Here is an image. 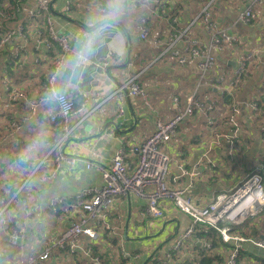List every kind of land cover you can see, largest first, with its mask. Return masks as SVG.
<instances>
[{
	"label": "crops",
	"instance_id": "0c3cea01",
	"mask_svg": "<svg viewBox=\"0 0 264 264\" xmlns=\"http://www.w3.org/2000/svg\"><path fill=\"white\" fill-rule=\"evenodd\" d=\"M35 1L25 0L18 10L15 9L16 20L5 25L4 37L9 32L14 36L0 49V105L6 113L1 114L4 120H0L2 126L0 133H10L0 147L11 138L17 137L19 141L18 137H21L29 141L34 136L35 139L28 148L31 149L29 155L33 159L36 158L39 149H41L39 155L42 154L40 159L37 158L36 165L39 166L33 172L23 173V176L15 179L10 178L15 184L20 185L27 175L32 174L29 183L34 185L36 190H31L28 201L37 223H31L28 228L34 224L39 225L41 212L48 200L76 198L83 189L98 187L103 183L100 172L96 168L87 169L84 163L81 165L62 163L58 170L54 171L53 159L49 161L48 157L54 155L53 147L56 142L49 140L48 121L49 116L56 110V105L53 104V100L40 103L32 113L27 103L36 101L40 94H44L43 86L40 90L38 88L41 78L46 79L47 63L36 64L35 60L40 54L35 51L33 38L38 33L46 32L45 17L51 19L55 32L67 36L70 46L56 83L57 90L64 92L80 90L88 96L99 93L107 98L98 107L90 101L82 106L83 98L74 95L75 113L69 120L71 133L60 145L61 152L72 158L108 167L117 148L124 145L128 155L127 164L133 170L137 163L134 148L153 133L155 122L158 119L163 122L169 121L182 112L190 96L203 89L201 87L207 85L209 79L216 78L212 76L222 73L219 68L210 70L207 73V84L198 86L199 71L196 62L179 66L173 59L166 58L165 53L163 54L171 37L170 25L177 24V21L171 22V18L176 15L179 23L175 26L184 30L200 11L193 9L196 0H160L158 8L155 0H50L48 13L30 18L26 11L34 8ZM248 3V0L214 2V15L219 26L239 39L238 46L230 48V52L217 54L218 61L221 62L222 59V62L229 66L228 69H223L234 70L237 56L251 57L253 61L247 66L245 80L240 84L241 88L236 91L235 96L236 103H240L241 107L242 136L234 147L232 156L229 154V157L226 156L227 147L224 143L211 151L210 161L200 170V176L187 191V196L197 206L206 205L218 192L229 190L241 182L248 174V170L259 168L264 157L262 142L264 116L260 117L257 112L253 116L245 107L246 103L254 99L252 102L257 101L264 107V7H262L264 4H253L254 20L252 18L253 22L245 24L238 20V16ZM187 6L192 8V11ZM162 11L165 17L162 16ZM7 16L12 17L13 14ZM144 16L149 20L148 24L146 23L148 35L146 39H141L139 27ZM100 30L101 34L96 35L97 42L92 43L91 36ZM188 36L199 40L201 45L208 42V35L200 25L192 27ZM14 44L17 46L15 60H7V52ZM145 61L146 65L143 63ZM104 62H107V65L101 67V63ZM136 73L139 74L140 87L148 97L150 105L143 102L140 97L129 99L121 118L117 115L112 93L125 77ZM211 86L216 92L217 87L214 83L211 82L208 87ZM218 89L219 93L224 92L220 87ZM11 90H25L31 97L27 96L28 100L24 105L20 103L14 105L9 99ZM175 99L177 103L174 102ZM9 107L11 115L8 114ZM255 118L258 119L257 122H254ZM12 122L15 123V128L10 127ZM182 122L179 129V125L177 126L178 131L176 129L174 140L164 146L172 166L168 176L170 188H180L186 184V177L181 176L176 180L174 178L179 175V168L191 170L202 154L205 143L213 138L210 129L201 126L200 122L195 121L191 125H185L184 120ZM197 134L207 141L197 142ZM146 205L145 200L133 195L128 198H117L106 216L99 222L102 225L95 228L98 239L93 242L102 244L107 251L110 244L108 240H115L121 252H138L136 258L123 261L122 264H143V260L149 263L150 248L159 244L157 253L166 251L175 241L174 237L188 228L190 219L168 202L162 203L163 217L152 219L146 214ZM104 224L109 225L106 233L103 229ZM194 242L195 239L190 238L187 245L191 247ZM206 243L202 242L204 249H209L210 244L206 248ZM5 248L4 245L0 249ZM247 250L255 254L257 251L251 246ZM220 251L225 261L228 251L227 249ZM81 253L83 257L81 256L79 264H86L84 261L90 257L83 249ZM262 253L260 251V254ZM187 258L190 256L185 254L181 264L194 261L193 255L189 261Z\"/></svg>",
	"mask_w": 264,
	"mask_h": 264
},
{
	"label": "built area",
	"instance_id": "2783aa9c",
	"mask_svg": "<svg viewBox=\"0 0 264 264\" xmlns=\"http://www.w3.org/2000/svg\"><path fill=\"white\" fill-rule=\"evenodd\" d=\"M248 5L242 10L238 16L241 23L248 24L252 19L253 4L259 3L263 0H248ZM160 0H155L154 3L159 4ZM215 0H209L205 7L201 9L194 19H191L187 27L173 34L167 43L163 54L170 53L179 66H185L190 62H196L199 71L198 86L207 84V73L216 68V55L222 53L225 48H232L239 39L236 35L230 34L226 29L219 26V22L213 16V6ZM50 8V0H36L35 6L32 9L25 10L30 18L37 17L48 13ZM28 9V8H27ZM165 17L164 11L161 12ZM197 19L201 20L204 26V31L208 35L207 44L201 45L199 40L188 36V31L195 26L194 23ZM47 23L46 32L38 33L33 38L35 51L38 52L35 62L36 64L42 62H51V71L47 75L46 83L43 87L44 94H40L36 101H28L30 110L33 113L40 103H45L50 100H55L56 110L49 116L51 122L61 121L62 135L57 139L53 151L56 152L54 156V171H57L60 164L67 163L68 165L84 163L87 169L96 168L100 172L103 183L98 187H88L83 189L78 198L83 199L81 212L78 213L75 221L62 230L57 236H54L49 243L42 245L37 254H30L26 258L24 264H46V261L52 258L55 251L59 249H69L73 252L80 245V240L88 238L91 240L98 239V232L95 230L96 224L106 216L108 210L113 205L117 198H127L133 195L139 199L145 200L146 214L152 219H160L164 215L163 202H168L173 208L186 215L190 219L188 228L177 235L174 239L172 249L180 248L187 240H189L195 231V227L199 224H206L209 227H214L222 222L226 224L219 229L220 239L222 243L230 246L228 256L223 264H245L242 252L245 251L243 246H251L258 251L264 252V239L255 238L253 236H245L241 232H234L233 230L238 226H243L248 219L257 216L264 212V161L260 163L259 168L255 172L247 174L244 179L229 190H222L218 192L214 198L204 206H197L187 196V191L192 188L195 179L200 176L201 168L207 166L211 158V151L215 147L224 143L227 147V154L234 155V145L238 143L241 138V122L238 121L240 117L241 107L240 103H234L231 106V112L228 116V122L231 126V131L228 134H215L212 140L204 147V150L196 164L193 165L191 170L179 168V175L175 178L179 179L181 176L187 178V182L183 187L170 188L168 185V176L170 174V158L164 153L160 146L176 134L177 126L180 121L185 117H190L193 109L198 112H206L211 110V105L204 107L199 102L195 101L190 96L189 101L182 112L176 114L171 120L163 122L158 119L155 122V129L153 133L139 146L134 148L137 154V163L133 170L127 164V152L124 145H120L113 154L110 165L108 167L102 166L98 163L91 161H84L78 158L66 156L60 150V145L67 140L71 133L70 118L75 113V103L73 100L74 95H79L85 102L90 101L95 103L98 107L107 98L101 96L99 93H94L93 96H88L80 90H70L68 92L59 91L56 88V83L63 69L65 58L69 52L70 46L67 36L58 34L54 31L51 19L45 17ZM177 21L176 16L171 18V22ZM146 19H141L139 27L141 39H146L148 32ZM190 26V27H189ZM13 33H8L5 40L0 41V48L11 41ZM27 40V39H26ZM53 53V56H50ZM237 59L235 69L233 71L235 76H239L244 72V59ZM107 62L101 63V67L106 66ZM223 74H220L214 80L209 79L208 84L212 83L222 84L225 90L229 91L227 85L228 72L220 69ZM139 74L125 77L122 82L116 85L112 98L114 99L115 109L117 115L123 118L126 102L129 99L137 97L142 98L143 102L150 105L149 99L144 93L139 84ZM221 88V87H220ZM221 88V89H223ZM223 93V92H221ZM10 101L22 100L26 102L28 97L25 93L17 90H11L9 96ZM177 103V99L174 100ZM248 102L245 107L249 110ZM8 104L10 102L8 101ZM253 104V103H252ZM255 106V105H254ZM96 109V108H95ZM94 109V110H95ZM264 113V110H263ZM241 119V118H240ZM210 125V123H209ZM11 128H15V123L10 124ZM10 135L9 132L4 133L0 138V144ZM15 145L19 141H15ZM25 156V155H24ZM21 156L19 161L22 164L28 162V157ZM43 161L40 163L42 164ZM39 164L31 171L33 172ZM0 169L7 171L14 177L17 169H23L21 165L14 163L9 164L6 169L1 164ZM3 171V172H4ZM32 174L27 175L26 178L17 187V190L11 195L8 194L7 189L1 185L0 192V232L5 230L9 220V205L14 199L21 204L23 218L21 220L22 226L27 224L30 220V205L25 199H19L18 193L30 183ZM1 182V181H0ZM13 183L11 187H15ZM3 190V192H2ZM7 198H9L7 200ZM7 200V201H6ZM63 201L62 198H52L49 205L54 207ZM29 206V207H28ZM92 223H96L94 226ZM108 229V227H106ZM207 232V229L204 230ZM8 241L13 244H21L25 241V234L23 231L18 232L11 229L8 233ZM206 248L209 243H206ZM6 249H0V258L6 256ZM125 253V252H124ZM150 254V252L148 253ZM128 257V253H125ZM46 258V259H45ZM91 261L97 264L99 259L97 256H92Z\"/></svg>",
	"mask_w": 264,
	"mask_h": 264
},
{
	"label": "trees",
	"instance_id": "16d2710c",
	"mask_svg": "<svg viewBox=\"0 0 264 264\" xmlns=\"http://www.w3.org/2000/svg\"><path fill=\"white\" fill-rule=\"evenodd\" d=\"M25 0H0V41L1 39H3L4 35H5V25L8 22H12L15 21V15L11 16H7V14H13V12L15 11V9L18 10L19 6L21 3H23ZM209 0H196V2L193 4V9H195L196 11H198L208 2ZM218 0H215V2H217ZM263 1L257 3V5L261 4ZM199 4V6H198ZM215 5V4H214ZM256 5V6H257ZM188 7V6H187ZM190 11H192V8L188 7ZM213 11L215 9V7L213 6ZM199 11V12H200ZM254 13V11H253ZM176 16V15H175ZM146 18V23L148 24L149 20L147 19L146 16H144ZM177 18V17H176ZM253 18V15H252ZM254 20V18H253ZM253 20L251 19L250 22H253ZM179 23V18L177 19V24ZM147 24L145 26H147ZM177 24H172L170 25L171 29L169 28V34L173 35V34H177L178 32L182 31L180 27H176ZM176 25V26H175ZM173 26V27H172ZM176 27V28H175ZM194 27V26H193ZM173 28V29H172ZM170 35V36H171ZM239 43H237L234 47H237ZM225 51H231V49L229 50L228 48H225L223 52ZM8 53V52H7ZM234 54V53H233ZM4 55V54H2ZM166 58H171L173 59L174 62H176V60L174 58H172L170 53H165L164 54ZM53 56V53L50 55ZM216 68H214L213 70H219L222 68H229L228 64L223 63L222 61L219 62L218 61V57L216 55ZM15 60V59H12ZM47 64V68H46V78L47 75L49 74V72L51 71V62H46ZM144 65L147 64V61L143 62ZM177 63V62H176ZM231 66V64H229ZM223 71L225 72L226 70L223 69ZM233 69L232 71H229L228 74V78H227V85L229 86V89L231 88L230 93L232 94L231 96H228V92L227 90H225L222 84H216L214 83V85L217 87L216 92H214L213 87H208L210 85H203V89H200L199 91H196L195 94L192 96L193 99L199 103H202L205 107L211 105V110L210 111H206V112H198L196 109H193L192 114L190 117H186L183 118L180 122H182L184 120V124L185 125H191L193 124L195 121L196 122H200L201 126H206L207 128L210 129L211 132V138L214 137L215 134H219V133H224V134H228L231 131V126L229 125L228 122V116L231 112V106L233 105V102L236 96V89L238 88V84H242V82H244L245 77H244V73L240 74L239 76H235L233 73ZM228 72V71H227ZM223 74V73H221ZM220 74L214 75L212 77H218ZM42 77V76H41ZM46 83V79L41 78L40 81V87L38 88V90L41 89V87L45 85ZM207 86V87H206ZM219 87L223 88L224 92L223 93H219ZM239 88H241V86L239 85ZM21 92L25 93L28 97H31L30 94H28L25 90H20ZM255 100V99H254ZM23 104L24 105V101L22 100H16V101H12V104ZM76 107V105H75ZM0 112H3L4 114V109L2 108V106L0 105ZM246 112V111H245ZM248 113V112H246ZM11 115V112H10ZM254 116V115H253ZM239 118V122H241L242 120ZM49 121H50V117H49ZM48 121V126L50 129V134H49V140L54 141V143L57 141V139L62 135V130H61V121H56V122H51L49 123ZM183 123V122H182ZM210 123V125H209ZM242 125V124H241ZM181 126V123L178 126ZM0 127H2L0 125ZM242 128V126H241ZM177 129V131H178ZM0 135H2L0 133ZM176 135V134H175ZM174 135V136H175ZM200 134H197L196 139L197 142H205L207 140H204L205 138H202L199 136ZM174 136H172L169 140H167L165 143H163L160 146V149L165 153L164 150V146L167 143H170L174 140ZM19 138V144L15 145V141L18 140L17 137L15 138H11L6 144H3L0 147V164H2L4 166V169H6V167L9 164H14L17 163L19 165H21V167L23 168L22 170L24 171L25 174H28L29 172H31L35 166L36 163L38 161V159L41 158V156L39 155V151H41V149H39L36 153L37 156L36 158L33 159L32 156L29 155V150L28 149L29 146L33 143L34 141V136L31 137L29 141L23 140L21 137ZM204 140V141H203ZM44 142V141H43ZM209 143V140L205 143V147L206 145ZM44 144L47 145L46 142H44ZM23 153H25L24 155H28V162L22 164V162L19 161L20 157L23 156ZM56 152L54 151V155L49 156V161H52L53 159V168L55 166L54 163V156H55ZM226 156L229 157V155L226 152ZM232 156V155H231ZM38 158V159H37ZM264 161V157L261 161V163ZM171 163V161H170ZM42 169H44L42 167ZM3 169H0V174L3 172ZM39 171V169L37 170V172ZM32 179V178H31ZM30 179V180H31ZM21 184V183H20ZM19 185L16 184L15 187H9V191L8 194L11 195L13 192H15L17 190V187ZM33 186V187H32ZM28 188V189H27ZM27 189V190H26ZM31 190H36V187L34 185H27L25 186L19 193V199H25L26 201H28L29 199V194L31 192ZM0 192H1V185H0ZM3 192V190H2ZM9 198H7L8 200ZM63 201L59 204H56L54 207L49 205V201L46 203L45 209L41 212L42 213V217L40 220L39 225L38 224H34V226L29 227V225L33 222L37 223L36 221V216L34 215V211L29 207V211H30V220L27 222L26 226L23 228L22 224H21V220L24 217L23 216V212H22V208H21V204L19 202H17L15 199L13 201H11L10 205H9V211L10 212H14V214H12L9 217L8 220V224L5 227V230L1 233L0 232V245L2 248L4 245L6 246V256L3 258H0V264H13V261H21L23 264L26 261V258L28 257V255L30 254H37V252L40 250V248L42 247V245L49 243V241L54 237L57 236L62 230H64L65 228H67V226L70 224V222L75 221L77 218L78 213L81 212V206L83 203V199H79L78 197L76 198H62ZM6 200V201H7ZM30 205V204H29ZM263 215V213L261 214ZM63 223H67V224H62ZM100 224H96V226H99ZM224 226V223L220 222L218 223L214 228V227H209L206 224H199L197 225L194 229V233L192 234L191 238L195 239V242L192 243V246L190 247V245H187L186 247L182 248H178V249H172L170 247L167 248L166 251H164L163 253H157L159 251V244L157 246H155L156 251H152L149 254V264H181V261L183 260L182 258L185 256V254H188L190 256V258H187V260L189 261L192 258V255L194 256V261L190 262L188 264H223L224 260H223V254L219 253L221 252L220 250L222 249H229L230 246L227 244H224L220 241V237H219V232L218 229L222 228ZM247 224H244L243 226H238L237 228H235L233 231L234 232H241L242 234H244L245 236H251V233L253 231H247L246 229ZM254 229H257V231L255 232L254 236L255 238L257 237H261L264 239V218L262 220V218L258 221H255L254 223ZM11 229H15L18 232L21 233V231L24 232L25 234V241H23L21 244H17V245H13L8 241V233L10 232ZM207 229V232H204V230ZM52 231V232H51ZM175 239V237H174ZM97 241V240H95ZM95 241L93 242V240L88 239V238H83L80 240V247L81 250H77V248L75 250H73V252H70L69 249H59L57 251H55L54 255L51 256L52 258H50L49 260L46 261V264H60V262L64 259H61L60 256H62V253H70V258L71 260H74L73 264H79L81 263V256L83 257L82 249L86 251V253L88 254V256L90 257V259H86L87 261H84L86 264H93V262L91 261V257L92 256H98L99 257V262L98 264H122L123 261H129L132 260L133 258L137 257L138 252H133V253H128V257H123L121 254V249L119 250L118 245L116 244L115 240H108L109 241V247L108 250H104V248L102 247V244H98L95 243ZM197 241V242H196ZM25 242V243H24ZM188 242V240H187ZM185 242V243H187ZM202 242H207L210 244V248L209 249H204V246L202 244ZM195 251V254H192L193 251ZM67 251V252H66ZM164 254V256H163ZM244 260H245V264H254V262H256L255 264H264V252L262 254H260V251H256V254L253 252H249L248 250H245L242 252ZM121 258V259H120ZM46 259V258H45ZM124 259V260H123ZM182 259V260H181ZM120 260V262H119ZM180 260V262H179ZM148 262H143V264H147ZM187 263V262H185Z\"/></svg>",
	"mask_w": 264,
	"mask_h": 264
},
{
	"label": "rangeland",
	"instance_id": "374dc122",
	"mask_svg": "<svg viewBox=\"0 0 264 264\" xmlns=\"http://www.w3.org/2000/svg\"><path fill=\"white\" fill-rule=\"evenodd\" d=\"M207 4V3H206ZM206 4L203 6V7H205L206 6ZM262 4H264V0H263V2H262ZM156 6H157V8H158V5L156 4ZM202 7V8H203ZM262 7H264V6H262ZM261 7V8H262ZM201 8V9H202ZM15 13H16V11H14L13 12V15H15ZM213 16H214V18H215V15H214V11H213ZM194 25L195 26H201L202 27V29L204 30V26L202 25V23H201V20L200 19H197L196 21H195V23H194ZM190 27V26H189ZM183 30V29H182ZM190 31V30H189ZM188 31V32H189ZM190 35V34H189ZM1 40H5V37H3V39H1ZM235 47H232V49H234ZM1 49V48H0ZM16 49H17V46H16V44H14L13 45V47H12V49H10L9 51H8V54H7V57H6V59L7 60H12V59H15V54H16ZM237 59H241V58H239L238 56H237V58H236V60ZM242 59H244L245 61H244V76H245V72H246V70H247V66L253 61V59L251 58V57H248V58H246V57H244V56H242ZM221 61H223L222 59H221ZM228 73H229V71H228ZM239 85L240 84H238V88L236 89V91H238V89H239ZM230 91H231V88L229 89V91L227 90V94H228V96H231L232 94L230 93ZM234 101H236V100H234ZM252 101H254V100H251V101H249V102H252ZM253 103V104H252ZM252 103H250L251 105H248V108H249V112H250V114L251 115H254L256 112L259 114V116L260 117H262V116H264L263 115V109H264V107H262L261 106V103H258L257 101H255V102H252ZM200 104H202V103H200ZM234 104V103H233ZM203 105V104H202ZM255 105V106H254ZM204 106V105H203ZM205 107V106H204ZM1 114H3V112H0V120H4V116L3 115H1ZM4 114H6L5 113V111H4ZM8 114H10V107L8 108ZM7 118H9V116H7ZM186 118V117H185ZM238 120H239V118H238ZM258 121V119L257 118H255L254 119V122H257ZM241 124H242V121H241ZM254 124V123H253ZM242 126V125H241ZM242 131H243V129L241 128V136H242ZM2 135H0V138H2V136L4 135V133H1ZM219 134H224V133H219ZM262 138H263V140H264V135H262ZM263 142V144H264V141H262ZM237 146V144H236V141H235V145H234V147H236ZM238 163H239V161H238ZM206 167V166H205ZM205 167H203V168H205ZM171 169H172V166L170 167ZM203 168H201V169H203ZM175 169V167L173 168V170ZM170 172V171H169ZM251 172L253 173V172H255V169H251V170H248V174L250 173L251 174ZM23 173H24V171L23 170H21V169H17V171L15 172V174H14V177L13 176H11V174L9 173V172H7V171H4V172H2L1 174H0V180H2L1 182H2V184H3V186L5 187V189H9V187H11L12 185H13V180H10V178H13V179H15L16 177H18V176H23ZM263 188H264V181H263ZM28 189V188H27ZM26 189V190H27ZM28 202V204H29V201H27ZM12 214H14V212H9V217L12 215ZM263 216H264V212H263V215H261V213L259 214V215H257V216H254V217H251L250 219H248V221H246L245 222V224H247V227H246V229H247V231H253V232H256L257 231V229H254V223H255V221H258V220H260L261 218H263ZM100 225H102V224H100ZM26 226V224L25 225H23V228ZM224 226H226V224H224ZM104 228V231H105V233L109 230V225H106V224H104V226H103ZM106 227H108V229H106ZM214 228H216L215 226H214ZM218 232H219V229H218ZM264 234V233H263ZM251 236H254V235H251ZM219 237H220V233H219ZM258 238H260V239H262L261 237H258ZM220 241H221V239H220ZM187 242V241H186ZM222 242V241H221ZM156 244H157V242H156ZM187 246V243H184L181 247L182 248H184V247H186ZM119 247V250L121 249L120 248V246H118ZM6 249V248H5ZM77 250H81V247L79 246L78 248H77ZM150 253L152 252V251H154L155 250V246L154 247H151L150 248ZM67 252V251H66ZM126 253V252H125ZM125 253H123V252H121V254H122V256L123 257H125ZM141 253L143 254L144 252L143 251H141ZM70 253L68 252V253H62V256H61V259H63L61 262H60V264H73L74 263V260H71V258H70ZM97 256V255H96ZM98 257V256H97ZM98 259H99V257H98ZM121 259V258H120ZM146 259V258H145ZM144 262L145 261H147V260H143ZM119 262H120V260H119ZM244 262H245V260H244ZM256 262H254V264H255ZM13 264H23L21 261H13ZM98 264V263H97ZM147 264H149V263H147Z\"/></svg>",
	"mask_w": 264,
	"mask_h": 264
},
{
	"label": "water",
	"instance_id": "95a60500",
	"mask_svg": "<svg viewBox=\"0 0 264 264\" xmlns=\"http://www.w3.org/2000/svg\"><path fill=\"white\" fill-rule=\"evenodd\" d=\"M101 32H102V30H100V31H96V32H94L93 33V35L91 36V40H92V43L94 42V43H96L97 42V40H98V36H96V35H100L101 34ZM233 64V63H232ZM234 65V64H233ZM108 70V69H107ZM53 104H55V105H57V103H56V101H54L53 100ZM128 198V197H127ZM252 235H254V233H252ZM243 249L244 250H247L248 249V247L247 246H243Z\"/></svg>",
	"mask_w": 264,
	"mask_h": 264
},
{
	"label": "clouds",
	"instance_id": "9594fccd",
	"mask_svg": "<svg viewBox=\"0 0 264 264\" xmlns=\"http://www.w3.org/2000/svg\"><path fill=\"white\" fill-rule=\"evenodd\" d=\"M258 251V250H257Z\"/></svg>",
	"mask_w": 264,
	"mask_h": 264
}]
</instances>
